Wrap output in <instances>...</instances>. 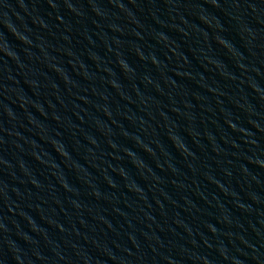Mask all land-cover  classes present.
Instances as JSON below:
<instances>
[{
    "label": "water",
    "instance_id": "1",
    "mask_svg": "<svg viewBox=\"0 0 264 264\" xmlns=\"http://www.w3.org/2000/svg\"><path fill=\"white\" fill-rule=\"evenodd\" d=\"M0 264H264V0H0Z\"/></svg>",
    "mask_w": 264,
    "mask_h": 264
}]
</instances>
